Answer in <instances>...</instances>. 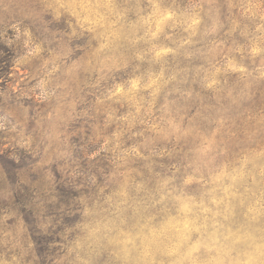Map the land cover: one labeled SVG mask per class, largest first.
I'll return each instance as SVG.
<instances>
[{
  "label": "clouds",
  "instance_id": "1",
  "mask_svg": "<svg viewBox=\"0 0 264 264\" xmlns=\"http://www.w3.org/2000/svg\"><path fill=\"white\" fill-rule=\"evenodd\" d=\"M0 264H264V0H0Z\"/></svg>",
  "mask_w": 264,
  "mask_h": 264
}]
</instances>
